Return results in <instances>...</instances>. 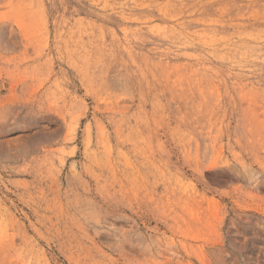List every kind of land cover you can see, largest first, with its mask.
<instances>
[{"label": "rangeland", "instance_id": "rangeland-1", "mask_svg": "<svg viewBox=\"0 0 264 264\" xmlns=\"http://www.w3.org/2000/svg\"><path fill=\"white\" fill-rule=\"evenodd\" d=\"M0 264H264V0H0Z\"/></svg>", "mask_w": 264, "mask_h": 264}]
</instances>
